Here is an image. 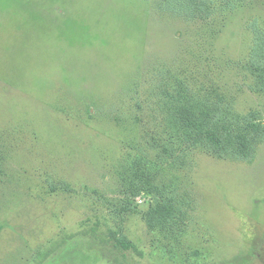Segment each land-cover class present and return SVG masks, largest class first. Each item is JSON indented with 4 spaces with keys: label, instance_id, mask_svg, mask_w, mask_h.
Returning <instances> with one entry per match:
<instances>
[{
    "label": "rangeland",
    "instance_id": "374dc122",
    "mask_svg": "<svg viewBox=\"0 0 264 264\" xmlns=\"http://www.w3.org/2000/svg\"><path fill=\"white\" fill-rule=\"evenodd\" d=\"M188 1L0 0V264H264V0ZM189 109L246 152L186 149Z\"/></svg>",
    "mask_w": 264,
    "mask_h": 264
},
{
    "label": "trees",
    "instance_id": "16d2710c",
    "mask_svg": "<svg viewBox=\"0 0 264 264\" xmlns=\"http://www.w3.org/2000/svg\"><path fill=\"white\" fill-rule=\"evenodd\" d=\"M225 1V9L232 12L237 9V6L239 4L243 3L246 0H221V6L224 5ZM176 4L179 5L176 11L183 15L186 13L185 9L190 10L191 13H194L196 9H201V6H199L196 1L193 0L188 1L187 3L183 2V4H180V2ZM176 4H172V6H176ZM201 4L205 5V2L202 1ZM248 29L253 35V47L250 51L249 65L247 66V69H249V71L255 76L257 84L259 86V90L264 91V31L258 26L256 20H253L248 25ZM178 94L182 100L184 99L187 102L188 99L192 98L190 96V91L187 90L186 87L183 88L181 86V88H179ZM174 101H176V99H174ZM187 111H192V113H188L185 121L182 122L180 120H177L173 125H170L169 127L173 130V136L179 134L184 137L182 141L184 143H187L186 149H189L191 146L194 147L197 143L204 141L225 152H228L229 150H231L232 152H246V150L248 149L249 134L243 132L237 135H233L228 126L226 124H221L215 121L214 117L208 110H203L198 113H195L192 109H189ZM227 122L231 123L230 121ZM245 126L253 129L254 131H256L257 129L254 124H250L248 122ZM158 147L159 146H157V148ZM161 148L165 153L170 151L167 145H163ZM171 153H174L173 146L171 148ZM160 199L164 198L161 196ZM161 208H163V206H161ZM165 212L170 213L171 211L168 209ZM178 212L180 215H182L180 211ZM169 215H172V213H170ZM91 233L92 235L103 240V238L100 237L101 235L100 232H98V229L92 228ZM71 237L72 235L67 238ZM67 238H60L57 243H55L54 250L63 245V242ZM105 242L111 243L113 248L122 251L123 254L131 250L134 252H138L135 246L126 241L124 237H117V235L114 233L108 235L107 239H105ZM48 252H51V250Z\"/></svg>",
    "mask_w": 264,
    "mask_h": 264
}]
</instances>
